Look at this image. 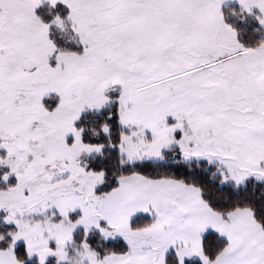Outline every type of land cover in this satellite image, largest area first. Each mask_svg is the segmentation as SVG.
<instances>
[{
	"label": "snow or ice",
	"instance_id": "6c2138e0",
	"mask_svg": "<svg viewBox=\"0 0 264 264\" xmlns=\"http://www.w3.org/2000/svg\"><path fill=\"white\" fill-rule=\"evenodd\" d=\"M0 264H264V0H0Z\"/></svg>",
	"mask_w": 264,
	"mask_h": 264
}]
</instances>
